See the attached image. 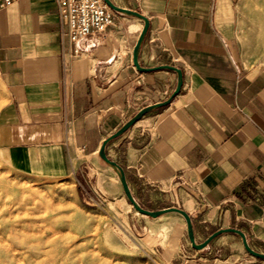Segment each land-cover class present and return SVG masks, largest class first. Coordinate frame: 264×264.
Returning a JSON list of instances; mask_svg holds the SVG:
<instances>
[{
	"label": "crops",
	"instance_id": "crops-1",
	"mask_svg": "<svg viewBox=\"0 0 264 264\" xmlns=\"http://www.w3.org/2000/svg\"><path fill=\"white\" fill-rule=\"evenodd\" d=\"M112 1L148 19L139 64L177 66L182 84L112 139L106 155L143 207L185 210L196 241L232 226L264 252V69L243 52L242 1ZM141 27L139 18L114 11L104 32L76 42L74 55L54 0L0 6V154L17 170L67 187L68 232L87 233L91 218L94 227L109 219L125 248L148 236L144 249L159 264H264L230 232L191 248L181 215L136 212L98 157L103 138L175 85L171 70L132 65Z\"/></svg>",
	"mask_w": 264,
	"mask_h": 264
},
{
	"label": "rangeland",
	"instance_id": "rangeland-1",
	"mask_svg": "<svg viewBox=\"0 0 264 264\" xmlns=\"http://www.w3.org/2000/svg\"><path fill=\"white\" fill-rule=\"evenodd\" d=\"M241 1L243 52L250 64L264 69V0ZM66 188L59 179L17 170L0 154V264H159L144 249L148 236L129 240L125 248L127 240L115 239L109 219L94 227L91 218L87 233L68 232L72 220L64 216Z\"/></svg>",
	"mask_w": 264,
	"mask_h": 264
},
{
	"label": "water",
	"instance_id": "water-1",
	"mask_svg": "<svg viewBox=\"0 0 264 264\" xmlns=\"http://www.w3.org/2000/svg\"><path fill=\"white\" fill-rule=\"evenodd\" d=\"M103 1L108 5L110 9H112L115 12H118L124 15L134 16L142 20V27L137 35V38L135 40V43L131 51V62L134 68L140 72H149V71H154V70H159V69L171 70L175 72L176 74V81H175V85L173 89L171 90V92L168 94L166 98H164L163 100H159V101L142 106L141 108L136 110L131 116H129L114 132L110 133L105 138H103V140L101 141L99 145L98 151H97L98 157L115 173L121 185L125 198L127 199V201L130 203V205L135 211H137L140 214L149 216V217H157L158 215H161L166 212H175L181 215V217L183 218L185 222L186 236H187V239H188V242L191 248L203 249L217 235L221 233H225V232H230L239 237L241 244L247 253H249L250 255L254 257L264 260V252L253 249L249 245L244 232L240 230L239 228L232 227V226L220 227L212 231L210 234H208L203 240L196 241L194 232H193L191 218L189 214L182 208L174 206V205L165 206V207H161L157 209H148V208L143 207L133 196L127 184L125 173L121 165L118 164L116 161L110 159L106 155L105 147L112 139L122 134L125 130H127L136 120H138L145 113L166 105L179 92L181 84H182V72L180 68H178L177 66L171 65V64H159L155 66L140 65L138 62V53H139V48L141 46V43L144 39L145 33L147 31V27H148L147 17L137 10H132L129 8L119 6L115 4L112 0H103Z\"/></svg>",
	"mask_w": 264,
	"mask_h": 264
},
{
	"label": "built area",
	"instance_id": "built-area-1",
	"mask_svg": "<svg viewBox=\"0 0 264 264\" xmlns=\"http://www.w3.org/2000/svg\"><path fill=\"white\" fill-rule=\"evenodd\" d=\"M16 0H1L0 6ZM62 35L73 45L74 55L80 53L76 42L90 34H101L112 23L114 11L103 0H54Z\"/></svg>",
	"mask_w": 264,
	"mask_h": 264
},
{
	"label": "bare ground",
	"instance_id": "bare-ground-1",
	"mask_svg": "<svg viewBox=\"0 0 264 264\" xmlns=\"http://www.w3.org/2000/svg\"><path fill=\"white\" fill-rule=\"evenodd\" d=\"M137 212V211H136Z\"/></svg>",
	"mask_w": 264,
	"mask_h": 264
}]
</instances>
